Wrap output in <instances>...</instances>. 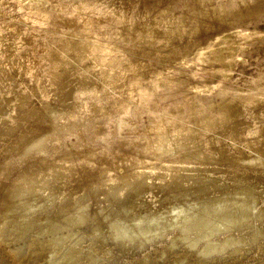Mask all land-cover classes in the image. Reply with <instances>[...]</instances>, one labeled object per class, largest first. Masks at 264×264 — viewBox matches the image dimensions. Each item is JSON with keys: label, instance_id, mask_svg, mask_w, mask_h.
I'll return each instance as SVG.
<instances>
[{"label": "bare ground", "instance_id": "6f19581e", "mask_svg": "<svg viewBox=\"0 0 264 264\" xmlns=\"http://www.w3.org/2000/svg\"><path fill=\"white\" fill-rule=\"evenodd\" d=\"M141 1L149 10L131 1L127 22L126 14L98 12V0H59L66 8L52 16L43 6L51 19L41 36L61 56L50 49L35 71L20 63L33 83L25 89L53 92L51 101L24 106L28 97L20 96L16 120L0 126V264H264V113H248L255 91L264 96V72L211 98L184 62L210 59L224 30L261 33L258 19H239L264 0H200L202 18L192 8L173 18L174 0ZM167 2L147 25L152 6ZM84 12L90 18L79 22ZM88 34L135 45L89 46ZM239 35L225 40L250 37ZM86 52L94 77L72 73ZM123 77L126 89L117 83ZM231 111L243 116L240 127ZM164 115L220 127L225 137L181 129ZM251 117L259 125H246ZM123 146L134 153L118 151Z\"/></svg>", "mask_w": 264, "mask_h": 264}, {"label": "rangeland", "instance_id": "374dc122", "mask_svg": "<svg viewBox=\"0 0 264 264\" xmlns=\"http://www.w3.org/2000/svg\"><path fill=\"white\" fill-rule=\"evenodd\" d=\"M58 1L59 0H0V6L5 9V11L0 10V126L2 128H5V126L9 124H13V122L16 120L17 115L14 112V108H16L15 106L19 104H24V102L21 101L20 96L24 95L28 97V102L26 100V105L24 104V106L33 107L40 101H51L50 97L53 92H51L48 96H41L37 93L34 94L32 91L28 92L25 89V84L32 85L33 83L29 79L30 75L23 74L21 69L24 65H26L31 68V71H35V65L48 60L50 56L49 52L51 51L50 49L57 51L58 56H61L59 52L60 48L54 45V43L47 44L41 36V33L49 27V20L51 19L50 16L56 13V11L62 12L66 8L59 4ZM131 1L134 0H98L100 5L96 10L98 12L108 10L110 13L112 12L116 16L126 14L127 18L130 16L133 8L130 6L132 4ZM138 1L140 2L139 5L147 9L143 1ZM169 2H167V6H164V4L161 6H152L151 12H153V14L149 17V24L147 25L153 23L154 20L152 19L158 15L159 11H168V5L171 7ZM199 2L200 0H174V5L177 4V8H179V10L175 11L173 18L181 9L186 10L189 8L194 9L195 13L193 15H196L198 18H202V10H204V8L198 7ZM252 3V9H248L249 12L247 15L239 19V22L247 21L248 24L253 25L255 23H259L256 21L258 19L260 21L259 26L262 27L261 33L256 34L254 33V29H250L252 27L249 29H244V26L224 30L211 49L213 54H210V50H207L209 56H211L210 59L207 57L206 62H197L190 59H186L184 61L187 63V66L191 67V65H193L196 67L193 73V78L198 80V83L201 84V86H204L199 88L200 95L209 96L211 98L224 95L227 96L226 93H222L220 91L223 86L224 88L228 87L233 90L231 87H239V85L243 84L245 79H249L252 75L254 76L260 71L264 72V6L261 8L259 2L255 1ZM44 5H47L46 9L48 12L50 11L52 13H50V16H44V11H46V9H43ZM138 10L139 12L142 11V9ZM187 13L188 12H182L181 15L188 18L189 14ZM89 18L90 17L86 14V12L80 13L79 22H88ZM96 18L97 22H104V19H98L99 17L97 15L95 16V19ZM167 19L170 21V18L167 17ZM129 20L130 19L127 18L125 21L127 22ZM185 23H188V25L192 24L190 19H187ZM188 25L186 26L184 24L186 29ZM153 26L158 31H164V29L166 30L168 27V24L164 25L161 23H154ZM246 26L247 24H245V28H248ZM239 33L241 35L242 33L249 34L250 37L241 40L237 39L236 41L231 42L229 46L227 40L230 41L233 38H237ZM161 39L166 42L164 37H161ZM73 40L81 41L82 39L80 40V38L77 36H73ZM86 40L87 41L84 42H86V44L89 46H103L104 42L102 41L114 42L115 45L123 44L126 47L135 45L134 42L122 40L119 39V37H116V39L112 38L98 40V38L93 34L86 35ZM230 47H232V49H229ZM46 51H48V54H46ZM84 51L85 50L83 49L82 52ZM116 51L122 53L120 50ZM116 51H114V53H116ZM160 54L164 55L163 53ZM215 56H218L219 59L217 60ZM89 57H91L90 54L86 52L80 62H77L76 64L74 61L73 65L75 67L72 69V73L77 71L78 73H83L87 76H96L97 68H89L86 66V62L88 65L91 64L89 63ZM54 58L57 59V57ZM20 63L22 68L20 67ZM147 68L148 67L145 69L147 70ZM165 71V73L169 72L168 70ZM121 73L122 75L125 74V76L128 78V72L125 73V71H121ZM9 76H14L15 81L9 79ZM127 78L125 79L123 77V79H119L120 81L117 82L123 89H126L124 88V85L122 86V84L127 81ZM101 83L105 85L104 82L101 81ZM129 92H131L130 89L128 90V93ZM124 95L127 96L128 94L124 91ZM241 96L245 95L241 94ZM253 100L254 102H251L250 104L251 110L248 109L249 116L256 117L255 114L263 115L264 96L258 91H255ZM258 104H261V106ZM212 113H214V111ZM150 114L160 115V113H157V111H151ZM230 116L232 118V127H236V124L239 127L242 125V123L239 122L243 116H238L234 111L230 112ZM162 117L179 124L182 126L181 129H191L195 134H200L202 132L210 133V136L212 137L217 136L221 137L222 139L225 137V132L220 127H214L208 131L205 128L197 126L196 124H190L178 117L176 118L174 115H164ZM143 120L145 121L146 119ZM248 123L259 125L258 120H254L252 117L246 120V125H248ZM2 137L4 136L2 135ZM226 140L231 145L243 148L249 152V150L243 146H240V144H237V142L233 139L227 138ZM124 147L126 146L118 148L120 149L118 151H124L127 154L134 153L132 149L121 150L124 149ZM229 171L231 172V167L226 169L222 168L219 172H217V175L223 176L230 173ZM262 187H264V185ZM262 224H264V222ZM247 256L250 257L248 260L249 262H251V260L258 261V259L254 258L251 254Z\"/></svg>", "mask_w": 264, "mask_h": 264}]
</instances>
